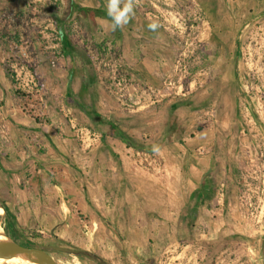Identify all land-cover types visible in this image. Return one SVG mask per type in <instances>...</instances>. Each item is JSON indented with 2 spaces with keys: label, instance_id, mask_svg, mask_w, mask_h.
<instances>
[{
  "label": "rangeland",
  "instance_id": "rangeland-1",
  "mask_svg": "<svg viewBox=\"0 0 264 264\" xmlns=\"http://www.w3.org/2000/svg\"><path fill=\"white\" fill-rule=\"evenodd\" d=\"M207 1L134 0L158 24L165 61L139 71L123 64L104 28L69 11V0H0V220L10 240L84 251L104 264H264V0ZM26 8L19 25L5 13ZM68 93L119 131L136 129L149 152L124 157L127 197L107 185L89 197L92 218L67 202L72 225L56 232L32 213L33 176L45 175L47 189H75L96 173L94 148L111 141ZM167 109L178 144L154 151V124ZM195 163L208 175L201 197ZM48 253L57 264H100Z\"/></svg>",
  "mask_w": 264,
  "mask_h": 264
},
{
  "label": "crops",
  "instance_id": "crops-1",
  "mask_svg": "<svg viewBox=\"0 0 264 264\" xmlns=\"http://www.w3.org/2000/svg\"><path fill=\"white\" fill-rule=\"evenodd\" d=\"M135 1L137 2V0ZM72 2L80 8L94 9V13H89L87 15L80 13L76 9H72L71 12L75 10L82 16L88 17L92 21V23L96 24L98 27L104 28V30L107 32V35L111 37V41L109 44L114 47L120 53V55L122 54V59L125 60L123 64L132 66L139 71L160 69V67L163 68L165 66V61L163 58L164 51L157 47L156 39L159 35L157 31L149 30L148 25L150 23L149 21H147L149 19H144L140 16V14H138V9L134 3V0V11L131 19L126 25L116 29L115 31L112 30L111 17L108 16L107 5L104 0H72ZM126 2L127 0L123 1V3ZM245 2L243 3L244 5ZM246 3L249 4V6H256L259 5L260 2L258 0H248ZM199 4L207 6L210 3H208L207 0H200ZM155 42L156 44H154ZM151 44H154L153 46L155 47H152ZM151 53L153 54V58H155L156 55L161 54L159 55L160 58H157L156 61H152V55H150ZM160 60H162V62ZM157 64H159L160 67ZM68 94L72 96V94ZM69 95L67 97L71 99ZM74 99L80 102L76 97H74ZM171 108L173 109L174 107L169 106V109ZM168 112L169 111L167 109V111L161 116L162 119L160 125L158 124V121H156L154 124V126H156V133L153 137L154 139L152 146H148L153 150L155 149L154 151L161 152L173 145L178 144V140L175 141V138L179 136L181 131L180 128L178 129V133L172 132L171 134H167L168 136L163 135L166 133V123L168 124L170 122V118L168 117L169 113L171 114V111L169 113ZM133 114L135 116L136 113ZM108 122L115 125L118 130L121 128V126H119V124L115 123L114 121L109 120ZM170 123L172 124V122ZM103 126L106 128V131H108L109 126L105 122H103ZM126 131L127 132L124 133L127 136L131 137L134 140L136 139V129ZM110 137L111 141L108 144L106 143V145L111 148V151L105 148L106 145H104V147L98 145V148L95 147L93 150V152L98 151V154L95 155L97 159L99 158L100 161L101 159H103V162L107 161L109 163V167H101L102 164L99 161H96L94 159L96 157L94 156V161L91 165V169H95L96 173H93L92 176H88V178H84V180L82 179V183H80L81 180L78 181L72 176L70 177V181L77 180V182H79V186H76L75 189L72 184L65 186H54L53 188L49 187V189H47V185L44 184V181H42V184H40L39 180L40 178L43 180L45 178V175H39L38 179L33 176V181H35L36 184L34 190L31 192V198L35 200V207H33L32 209V213L36 214L35 217L39 215L41 222H43L44 220H50V222L52 223L51 226L53 229H56V232L58 230L68 231L70 225H72V221L69 214V207L67 205V202H71L73 204L77 203V209L79 208L81 213H84V215H88V217L92 218L90 211L93 210V207L89 197L97 198L98 195H100V193L107 188V185L112 184L111 188L114 192H116V195H118V192L121 188L123 196L127 197V193L132 189V186L129 183L128 176L126 174L122 175L121 172H125V170L127 169L124 166V157H127L129 151L132 152L136 149L128 147L116 137ZM102 140H104V138ZM54 150L58 153L59 148L56 146ZM188 153V151H183L182 155L185 156ZM85 163L86 162H83L82 164L85 166ZM200 165V163H195L194 165H192V167L194 168L192 169V172L196 176H198L199 172H201L202 174V171H200L199 169ZM107 168L110 171L106 172ZM91 169H89V171ZM203 176L202 178H200V182L202 181ZM123 206H128V203L125 201V204H123ZM42 214L45 216H43ZM49 217L50 219H48ZM38 224L39 223L34 222V226H39ZM72 233H74V231H72ZM52 236L54 238H58L57 234H53ZM70 237L71 233L70 235H68V238Z\"/></svg>",
  "mask_w": 264,
  "mask_h": 264
},
{
  "label": "trees",
  "instance_id": "trees-1",
  "mask_svg": "<svg viewBox=\"0 0 264 264\" xmlns=\"http://www.w3.org/2000/svg\"><path fill=\"white\" fill-rule=\"evenodd\" d=\"M28 9L29 8H26V10L19 11L16 15H15V13H12L11 11H7L5 13H8V15L11 16L12 18H15V16L18 17V18H16L15 24L16 25H19V23H20V20L19 19L22 18V17H25V16L27 17V15H25V12ZM72 9H76L80 13H83L84 15H87L89 13H94L95 12L94 9L77 7L72 2V0H69V11H71ZM33 31H34V29L32 27H30L29 29H27L26 33H24V37H26L27 35L31 34V32H33ZM59 31H60V38H61L63 47L64 48H67V43H68L67 42V37H66V35H65V33H64V31L62 29H59ZM70 98H71L70 99L71 102L79 110H81L82 112H84L88 117H90V118H97L98 120L105 122L109 126V129H108L106 135L116 137L121 142H123L124 144H126L128 147L134 148V149H136L138 151L149 152V150H147V148H144V147L140 146L139 144L136 143V141L134 139H132L131 137L125 135L123 132L119 131L117 129V127L115 125H113L112 123L108 122L106 118H104L101 115H97L94 112L88 111L80 102L76 101L74 99V97L71 96ZM166 125H167V123H166ZM169 126L170 125L168 124L167 127H169ZM175 127L174 128H171L170 127L171 129L170 130H167L166 132H170L169 134H171L172 132H174V133L177 132L178 133V131H177V125ZM207 176L208 175H205L203 177L202 181L200 182V188L198 189V191L196 193L198 195V197H201L204 194L203 191H204V188H205L204 185H205V183H207V180H206V179H208ZM2 207L6 211L5 207L4 206H2ZM180 218H183V216L180 215ZM180 220H182V219H180ZM85 255L91 256L94 260H97L100 264H104L101 259L97 258L94 255H91L90 253L85 252Z\"/></svg>",
  "mask_w": 264,
  "mask_h": 264
},
{
  "label": "water",
  "instance_id": "water-1",
  "mask_svg": "<svg viewBox=\"0 0 264 264\" xmlns=\"http://www.w3.org/2000/svg\"><path fill=\"white\" fill-rule=\"evenodd\" d=\"M49 251H58L76 256L85 255L84 251H75L58 246L25 247L10 240V243L0 246V257H18L29 253L33 257L41 259L43 264H57L48 253Z\"/></svg>",
  "mask_w": 264,
  "mask_h": 264
},
{
  "label": "clouds",
  "instance_id": "clouds-1",
  "mask_svg": "<svg viewBox=\"0 0 264 264\" xmlns=\"http://www.w3.org/2000/svg\"><path fill=\"white\" fill-rule=\"evenodd\" d=\"M122 3L123 0H108L107 3V13L108 16L111 17L113 31L126 25L131 19L134 11L133 0H127L121 7ZM148 28L151 31H155L158 28V24L153 22L148 25Z\"/></svg>",
  "mask_w": 264,
  "mask_h": 264
},
{
  "label": "bare ground",
  "instance_id": "bare-ground-1",
  "mask_svg": "<svg viewBox=\"0 0 264 264\" xmlns=\"http://www.w3.org/2000/svg\"><path fill=\"white\" fill-rule=\"evenodd\" d=\"M5 211L0 207V218L4 217ZM10 243V238L5 235L0 220V246ZM0 264H43L42 260L33 257L31 254H25L18 257H0Z\"/></svg>",
  "mask_w": 264,
  "mask_h": 264
}]
</instances>
